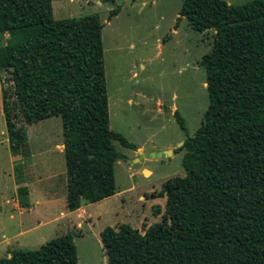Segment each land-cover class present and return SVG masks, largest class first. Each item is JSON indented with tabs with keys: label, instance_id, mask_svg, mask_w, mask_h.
<instances>
[{
	"label": "trees",
	"instance_id": "16d2710c",
	"mask_svg": "<svg viewBox=\"0 0 264 264\" xmlns=\"http://www.w3.org/2000/svg\"><path fill=\"white\" fill-rule=\"evenodd\" d=\"M178 16L175 27L185 18L196 32H214L199 61L207 108L176 150L184 175L158 194L161 221L142 225L143 235L128 224L102 230L107 264H264V0H182ZM102 28L95 14L55 20L52 0H0L9 150L20 154L26 126L60 118L69 211L116 194L114 165L125 156L114 142L136 150L110 129ZM0 264H77L76 246L71 235L58 237Z\"/></svg>",
	"mask_w": 264,
	"mask_h": 264
},
{
	"label": "rangeland",
	"instance_id": "374dc122",
	"mask_svg": "<svg viewBox=\"0 0 264 264\" xmlns=\"http://www.w3.org/2000/svg\"><path fill=\"white\" fill-rule=\"evenodd\" d=\"M224 1L241 5L249 0ZM181 2L52 0L55 20L98 15L110 129L136 146L134 151L114 142L125 156L114 165L116 194L82 204L83 216L67 208L59 117L26 126V145L19 155L11 154L1 100L12 86L8 75L0 72V262L12 251H35L52 239L71 235L77 264H107L100 240L105 227L128 224L141 230L142 225L161 221L165 197L158 194L167 179L184 175V151L176 150L194 135L208 104L199 61L209 52L214 32H196L185 18L175 27ZM116 7L118 14L108 21ZM4 40L0 38V45ZM175 111L185 130L173 116ZM140 150L164 157L139 159ZM21 187L27 188V195L19 193ZM37 222L43 227L37 228ZM21 230L24 236L18 235Z\"/></svg>",
	"mask_w": 264,
	"mask_h": 264
},
{
	"label": "crops",
	"instance_id": "0c3cea01",
	"mask_svg": "<svg viewBox=\"0 0 264 264\" xmlns=\"http://www.w3.org/2000/svg\"><path fill=\"white\" fill-rule=\"evenodd\" d=\"M133 75H135V73H133ZM131 102H132V100H131V99H128V103H131ZM173 108H174V107H172L170 110L173 111ZM60 153L63 154V144H62V149H61ZM139 153H142V150H140ZM28 190H29V189H28ZM29 195H30V192H29ZM83 207H84V206H81L79 209H77V210H75V211H71V212H72V213H74V212H78V214L80 213V214L83 216V215L86 214V212H85V210L83 209ZM11 217H12V215L9 216V218H11ZM36 224H37V225H36L37 228H42L43 225H44L43 223H38V222H37ZM25 234H26L25 231L21 230V232H19L18 235H19V236H24Z\"/></svg>",
	"mask_w": 264,
	"mask_h": 264
},
{
	"label": "water",
	"instance_id": "95a60500",
	"mask_svg": "<svg viewBox=\"0 0 264 264\" xmlns=\"http://www.w3.org/2000/svg\"><path fill=\"white\" fill-rule=\"evenodd\" d=\"M182 144H183V143L180 144V147H181ZM140 155H141V156H140L139 159H142V158L156 159V158H162V157H164L162 154H160V153H158V152H155V153H147V154H142V153H140ZM139 159H138V158H137V159H134L132 162H133V163L138 162ZM138 233H139L140 235H143V234H144V232L141 231V230H139Z\"/></svg>",
	"mask_w": 264,
	"mask_h": 264
}]
</instances>
